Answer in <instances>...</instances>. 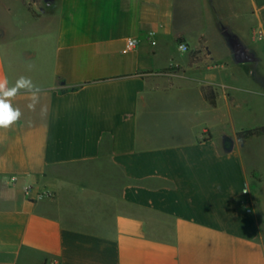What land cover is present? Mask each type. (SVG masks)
I'll use <instances>...</instances> for the list:
<instances>
[{
  "label": "crops",
  "instance_id": "obj_1",
  "mask_svg": "<svg viewBox=\"0 0 264 264\" xmlns=\"http://www.w3.org/2000/svg\"><path fill=\"white\" fill-rule=\"evenodd\" d=\"M19 2L38 29L0 37V78L39 102L0 129V264H264V134L237 137L264 127V0Z\"/></svg>",
  "mask_w": 264,
  "mask_h": 264
},
{
  "label": "rangeland",
  "instance_id": "obj_2",
  "mask_svg": "<svg viewBox=\"0 0 264 264\" xmlns=\"http://www.w3.org/2000/svg\"><path fill=\"white\" fill-rule=\"evenodd\" d=\"M29 2H32L29 0ZM39 6V3L41 5V0H38L36 2ZM28 11V10H27ZM26 9L21 5L19 0H0V37L9 38L11 36H14V38L11 40L13 44L12 49H27L29 51V47L34 43V41H30L29 36L25 35L23 36L24 32H28L29 30L34 31L38 28H28L26 26V23L31 20V17L29 16V11L27 12ZM180 45V44H179ZM188 50V48H187ZM226 49L225 47L222 49V51L217 52L218 58L220 59H226L227 66L231 69L227 75L230 81L235 82L237 74L235 70H233L234 67L238 65H234V63H231L230 60H228L229 56H226ZM244 66H250L249 63H244ZM239 76V75H238ZM243 79V76H240ZM260 118V115H257Z\"/></svg>",
  "mask_w": 264,
  "mask_h": 264
},
{
  "label": "clouds",
  "instance_id": "obj_3",
  "mask_svg": "<svg viewBox=\"0 0 264 264\" xmlns=\"http://www.w3.org/2000/svg\"><path fill=\"white\" fill-rule=\"evenodd\" d=\"M183 47V46H181ZM21 92L30 94L29 110H35L38 100L39 89L28 77H19L14 85H9L6 78H0V129H8L22 116L19 107L13 105V100Z\"/></svg>",
  "mask_w": 264,
  "mask_h": 264
},
{
  "label": "trees",
  "instance_id": "obj_4",
  "mask_svg": "<svg viewBox=\"0 0 264 264\" xmlns=\"http://www.w3.org/2000/svg\"><path fill=\"white\" fill-rule=\"evenodd\" d=\"M31 1L33 3L38 2V0H31ZM27 9L31 14L36 15V13L30 8L29 5L27 6ZM182 41L183 40H181V39H177V42H179V43H182ZM203 94H204L205 99H207V101H209V103L214 104V99H213V97H211L208 87L203 88ZM262 134H264V127H256V128L240 131L237 134V137H238V139H244L247 137L259 136Z\"/></svg>",
  "mask_w": 264,
  "mask_h": 264
},
{
  "label": "water",
  "instance_id": "obj_5",
  "mask_svg": "<svg viewBox=\"0 0 264 264\" xmlns=\"http://www.w3.org/2000/svg\"><path fill=\"white\" fill-rule=\"evenodd\" d=\"M235 59L238 63H244L249 60L247 54L241 49V47L235 49Z\"/></svg>",
  "mask_w": 264,
  "mask_h": 264
},
{
  "label": "built area",
  "instance_id": "obj_6",
  "mask_svg": "<svg viewBox=\"0 0 264 264\" xmlns=\"http://www.w3.org/2000/svg\"><path fill=\"white\" fill-rule=\"evenodd\" d=\"M129 45H132V42H129ZM181 46H183V47H181ZM179 48H180L181 51H183V52H186V51H187V47H186L185 45H183V44H180V45H179Z\"/></svg>",
  "mask_w": 264,
  "mask_h": 264
}]
</instances>
